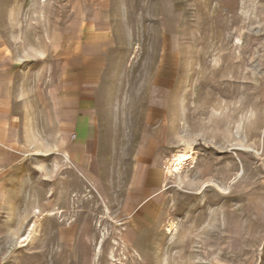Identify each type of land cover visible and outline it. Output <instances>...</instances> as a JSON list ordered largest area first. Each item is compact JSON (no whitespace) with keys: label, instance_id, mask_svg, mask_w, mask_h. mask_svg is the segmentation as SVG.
Returning a JSON list of instances; mask_svg holds the SVG:
<instances>
[{"label":"rangeland","instance_id":"1","mask_svg":"<svg viewBox=\"0 0 264 264\" xmlns=\"http://www.w3.org/2000/svg\"><path fill=\"white\" fill-rule=\"evenodd\" d=\"M84 21L110 39L80 160L54 137L60 67L35 57ZM0 39L28 48V153L0 196L11 264H261L264 0H0Z\"/></svg>","mask_w":264,"mask_h":264},{"label":"crops","instance_id":"2","mask_svg":"<svg viewBox=\"0 0 264 264\" xmlns=\"http://www.w3.org/2000/svg\"><path fill=\"white\" fill-rule=\"evenodd\" d=\"M63 35L66 41L60 47L55 42L50 44L52 49L47 52L38 49L37 41L35 58L42 61L50 58L60 67L59 75L49 80L52 84L48 89L54 137L66 140L74 137L72 154L85 160L90 155L92 140L97 138L99 86L110 34L102 24L84 21L80 29L70 26ZM27 54L28 48L24 54L19 53L0 39V196L6 193L3 189L6 179L28 153L23 139L28 137L30 108L26 102L28 84L22 80ZM11 260V251L2 254L0 243V264H11ZM261 264H264V254Z\"/></svg>","mask_w":264,"mask_h":264},{"label":"bare ground","instance_id":"3","mask_svg":"<svg viewBox=\"0 0 264 264\" xmlns=\"http://www.w3.org/2000/svg\"><path fill=\"white\" fill-rule=\"evenodd\" d=\"M191 152H190V150L189 151H182V152H180V154L178 155V158H177V160H176V164L177 163H184V162H187V161H189L190 160V158H191ZM176 159V158H175ZM173 165V164H172ZM174 166V165H173ZM176 227V226H175ZM25 241H27V239H25Z\"/></svg>","mask_w":264,"mask_h":264}]
</instances>
